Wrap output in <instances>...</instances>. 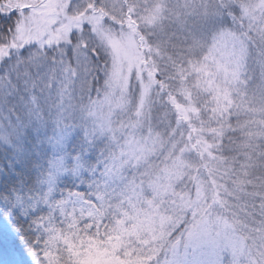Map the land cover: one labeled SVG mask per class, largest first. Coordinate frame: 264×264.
<instances>
[{"label":"trees","instance_id":"1","mask_svg":"<svg viewBox=\"0 0 264 264\" xmlns=\"http://www.w3.org/2000/svg\"><path fill=\"white\" fill-rule=\"evenodd\" d=\"M54 1L0 0L5 8L0 10V51L9 49L0 63L3 264H45V249L31 241L29 228L54 213L63 193L75 191L85 193L100 213L91 229H64L53 236L48 247L57 256L53 264H89L96 248L107 247L115 260L121 256L145 264L149 258V264L155 250L161 257L168 241L188 227L199 192L207 196L205 207L215 208L243 239L251 264H264V11L254 8L256 0H207L209 15L190 18L196 35L187 28L188 14L173 3L153 24L145 20L150 13L145 0H122L117 17L105 20L115 33L133 31L145 72L156 83L155 103L142 128L158 135L162 145L137 166L123 157L126 130L104 136L94 122L107 92L111 57L99 43L82 41L85 58H75V42L89 36L88 28L81 37L73 33L70 46L40 53L34 47L11 48L19 17ZM219 29L247 41L243 72L228 97L219 96L199 69ZM130 115L126 121L133 122ZM123 118L113 122L120 126ZM177 157L185 162L174 185L177 204L165 200L162 211L179 223L162 243L142 247L147 234L136 226L152 198L149 187ZM186 194L190 202L183 208ZM124 231H131L129 247L113 254L111 243Z\"/></svg>","mask_w":264,"mask_h":264},{"label":"rangeland","instance_id":"2","mask_svg":"<svg viewBox=\"0 0 264 264\" xmlns=\"http://www.w3.org/2000/svg\"><path fill=\"white\" fill-rule=\"evenodd\" d=\"M145 1L148 2L150 11L145 20L151 24L161 18L170 7L169 3H173L175 9H179L180 5V12L188 14L187 28L193 35L199 31L193 32L197 29L190 18L197 17L195 14L200 18L209 15L207 0H180L179 3V0ZM256 3L254 8L260 7L264 11V0H256ZM15 7L19 10L21 6ZM121 7L122 0H56L46 6L31 7L28 14L19 17L11 48L34 47L36 52L40 53L46 47L70 46L72 34L77 32L81 37L82 29L88 28L89 36H82L84 40L75 42V58H85L84 50L79 46L82 41L87 44L91 41L99 43L108 50L111 57L107 92L99 103L101 113L96 116L94 122L99 123L98 132L104 136L116 137L121 129L126 130L123 157L137 166L155 156L162 141L159 143L158 135L144 134L145 130L142 128L144 120L149 117L157 93L153 76L145 72L144 56L138 49L136 37L132 30L115 33L105 25V20L117 17ZM1 8L5 9L0 7V10ZM245 14L250 17L253 13L249 10ZM8 51L9 49L0 51V63L8 55ZM246 55L247 41L241 35L224 29L213 33L208 55L199 69L207 74L208 80L211 79V86L219 96L228 97V88L240 79ZM129 115L133 122L126 121ZM121 116L124 117L123 121L117 124L122 125L116 126L113 120ZM184 165L181 157L173 159L149 187L152 198L136 226L137 231L147 234L141 241L142 247L162 243L169 237L168 231L171 227L174 228L179 223L173 217L163 214L162 210L165 200L171 205L177 204V190L174 185L181 179ZM206 198L205 193H197L194 201L197 206L192 211L188 227L168 241L161 257H158L160 250H155L149 256V264H251L243 239L228 220L214 213L215 208L205 207ZM181 201L180 205L186 208L190 198L186 194ZM99 213L98 206L89 201L85 193H63L58 199L54 213L36 219L29 228V233L33 236L31 241L35 246L45 249L43 262L53 264L57 259L55 252L48 249L56 233L64 229H91L92 221ZM124 232L111 243L113 254L119 255L123 248L129 247L131 237L127 234L131 231ZM109 252V247L105 250L96 248V253L89 256V264H136L134 262L138 261L123 260L121 256L115 260L108 255ZM144 261L148 264L149 258Z\"/></svg>","mask_w":264,"mask_h":264},{"label":"snow or ice","instance_id":"3","mask_svg":"<svg viewBox=\"0 0 264 264\" xmlns=\"http://www.w3.org/2000/svg\"><path fill=\"white\" fill-rule=\"evenodd\" d=\"M13 244L15 245L16 243H15V241H13ZM30 255H33V253L30 251V253H29ZM0 264H3V261L2 260H0Z\"/></svg>","mask_w":264,"mask_h":264}]
</instances>
